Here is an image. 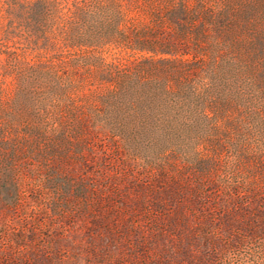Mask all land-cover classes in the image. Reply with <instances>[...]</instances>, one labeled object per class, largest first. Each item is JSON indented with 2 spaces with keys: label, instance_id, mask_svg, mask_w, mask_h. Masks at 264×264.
Returning a JSON list of instances; mask_svg holds the SVG:
<instances>
[{
  "label": "rangeland",
  "instance_id": "rangeland-1",
  "mask_svg": "<svg viewBox=\"0 0 264 264\" xmlns=\"http://www.w3.org/2000/svg\"><path fill=\"white\" fill-rule=\"evenodd\" d=\"M22 2L0 0V264H264V0H117L151 50Z\"/></svg>",
  "mask_w": 264,
  "mask_h": 264
},
{
  "label": "trees",
  "instance_id": "trees-1",
  "mask_svg": "<svg viewBox=\"0 0 264 264\" xmlns=\"http://www.w3.org/2000/svg\"><path fill=\"white\" fill-rule=\"evenodd\" d=\"M117 4V0H110L109 3H102V0H23V2L20 3V9L30 15L31 18L33 16L47 20V16H55V23L59 22L58 30L63 33L68 24L75 25V22L72 21L82 23H89L92 21V23H97L102 26L105 25V31L103 33L104 39L102 41L108 43L112 38L116 37L126 48L151 50L150 41L144 40V38H148L149 36H140L139 34L135 35V39H133L129 36L125 28H119V25L123 22V14L116 8L118 6ZM186 15L187 10L183 2L171 11L170 19L175 22H180L186 19ZM106 19H109V21H106ZM69 32L68 29V33ZM73 34L72 45L76 43L90 47L101 44L98 43V40H88L89 37L80 35L76 30ZM76 36L77 39H75ZM171 52L170 49L163 51V53L166 54H170ZM135 84L136 90L140 95L151 90V82H141L140 77L136 78ZM134 100H137L136 105H153L151 99L143 100V98L141 99L140 97ZM250 195L252 198L259 197L257 194L255 195V191H251Z\"/></svg>",
  "mask_w": 264,
  "mask_h": 264
}]
</instances>
